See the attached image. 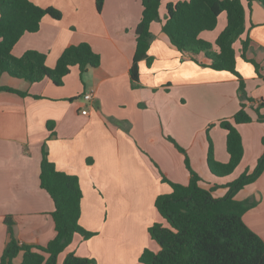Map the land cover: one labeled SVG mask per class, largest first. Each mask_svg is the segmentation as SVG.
I'll return each instance as SVG.
<instances>
[{"label": "crops", "instance_id": "obj_1", "mask_svg": "<svg viewBox=\"0 0 264 264\" xmlns=\"http://www.w3.org/2000/svg\"><path fill=\"white\" fill-rule=\"evenodd\" d=\"M31 1L61 11L62 19L44 17L38 32L26 33L16 44L15 56L27 50L40 51L48 56L47 66L54 68L66 47L85 42L101 56V64L84 75L73 68L59 87L49 79L31 84L8 73L1 76L0 85L28 96L0 92V260L9 239L7 218L13 219L21 245L45 247L56 236L52 217L55 206L40 185L45 146L59 171L79 178L84 195L80 224L96 233L89 240L76 235L58 263L75 253L94 264H143L140 257L145 249L160 251L149 234L152 221L157 219L151 216L156 198L172 191L162 182L160 172L166 173L167 179L179 172L169 179L175 183L187 185L190 180L185 156L166 137L186 150L199 173L193 164L208 165L210 129L214 158L227 163V134L218 124L232 120L241 108L238 78L207 67L203 53H180L163 32L167 4L188 0H162L160 21L151 25L149 54L154 61L150 68L145 61L140 63L138 88L132 87L130 68L143 14L142 0H106L101 13L96 0ZM242 2L247 10L242 39L251 40L247 56L262 66L264 74V5L254 1L249 7L248 0ZM226 25V14H222L214 33L203 32L200 37L216 41ZM206 33L213 35L207 37ZM235 47L237 70L250 99L246 101L247 111L256 119L255 108L264 99V80L241 57L240 42ZM91 90L94 101L89 104L82 96ZM85 109L88 115L82 114ZM48 123L54 124L53 131ZM237 128L244 158L238 175L233 178L236 170L228 176H232L230 182L253 168L264 153V124L254 121ZM212 131L221 134L220 148ZM248 146L254 151L252 163H256L243 166ZM236 199L256 203L243 219L264 240V173ZM21 263L19 255L14 264Z\"/></svg>", "mask_w": 264, "mask_h": 264}, {"label": "trees", "instance_id": "obj_2", "mask_svg": "<svg viewBox=\"0 0 264 264\" xmlns=\"http://www.w3.org/2000/svg\"><path fill=\"white\" fill-rule=\"evenodd\" d=\"M254 1L248 0L249 7ZM106 0H96L99 13L103 11ZM162 0H142L143 14L136 29V51L130 68L131 84L138 88L140 82V63L145 61L148 68L154 59L149 51L153 35L151 25L160 21ZM163 32L180 53L193 55L203 53L208 60L207 67L215 71L230 72L238 78L240 110L232 120H223L219 126L226 131V148L229 154L227 163L214 158L213 143L208 135L210 149L208 166L216 177L232 175L244 158V144L237 126L254 121L264 124V99L255 108L256 119L247 111L244 78L237 70L236 43L240 42L241 57L251 63L259 78L264 80L262 66L249 59L247 52L251 45L246 34L247 10L242 0H188L168 3ZM226 14L227 25L217 37L215 44L202 39L203 32H212L218 26L219 17ZM61 20V11L42 8L31 0H0V79L4 73L23 79L31 84L49 79L56 86H63L64 79L73 68L84 75L91 68H98L101 56L88 43L69 45L59 57L56 66H47V54L27 50L22 56L14 55L16 44L26 33H36L41 28L44 17ZM0 92L28 96L17 89L0 85ZM215 125H211L213 127ZM54 124L48 123L53 131ZM209 134V132H208ZM168 141L185 156V165L190 174L187 185L167 179L161 172L162 182L171 187V193L161 194L155 201L160 216L168 226L155 223L149 228L153 241L160 246L154 253L145 249L140 257L143 264H264V240L244 222V215L256 206L254 201L236 199L246 186L256 182L264 173V153L253 170H247L225 188L226 196L218 198L215 188L203 186L204 180L193 169L186 150L175 139ZM264 145V138L262 139ZM40 185L52 198L55 209L52 213L56 236L45 246L21 245L14 232L13 219L7 218L8 242L3 251L0 264H14V259L22 255L21 264H59V256L72 244L76 235L89 240L96 233L85 230L81 224L83 192L80 180L56 168L44 146L42 153ZM157 166V165H156ZM62 264H94L88 258L69 253Z\"/></svg>", "mask_w": 264, "mask_h": 264}, {"label": "rangeland", "instance_id": "obj_3", "mask_svg": "<svg viewBox=\"0 0 264 264\" xmlns=\"http://www.w3.org/2000/svg\"><path fill=\"white\" fill-rule=\"evenodd\" d=\"M161 18L163 19L164 18V10L161 12ZM211 33H214V32H211ZM211 33H206V35H209V36H207V37H210V35H213V34H211ZM204 40H206V41H208V42H210L211 44H215V41H213V39L211 38H206V39H204ZM82 101V100H81ZM210 128H211V126H209ZM208 127V128H209ZM208 132H209V137L211 138V131H210V129H208L207 130ZM212 136L214 137V139L216 138V143H217V147L218 148H220L221 147V141H222V139H220V136H221V134H220V132H213L212 131ZM253 153H254V151H253V149L250 147V146H248L247 147V149H246V158H245V160H244V162H243V166H246V165H249L250 163H252V160H253ZM259 160V159H258ZM258 162V161H257ZM256 163V161H254L252 164H255ZM257 164V163H256ZM168 167H171V165H167ZM193 166L197 169V171L199 172L198 174L199 175H201L203 178V180H204V182L205 183H203V186H205V187H211V188H215V190H214V194L216 195V197H218V198H222V197H224V196H226V194H227V191H226V189L222 186V185H226L227 183H229L231 180H232V176L231 177H228V178H220V177H216V176H213V174H212V172H210V170H209V168H208V165H207V163H205V164H200V163H194L193 164ZM256 166V165H255ZM254 166V167H255ZM174 167V166H173ZM253 167V168H254ZM161 168V167H160ZM175 168H176V170L177 171H179V169H178V166L177 165H175ZM253 168L252 167H249L247 170H249V171H251V170H253ZM194 169V168H193ZM162 170V169H161ZM180 171L182 172V167H181V169H180ZM162 172L164 173V171L162 170ZM246 172V171H245ZM183 173V172H182ZM238 170H237V172L234 174V176H233V178H235V175H238ZM165 174V176H166V173H164ZM175 175H180V173L179 172H177ZM175 175H170V176H167V177H169V179L170 178H173ZM200 176V177H201ZM241 176V175H240ZM239 176V177H240ZM238 177V178H239ZM164 187H165V184H162ZM210 185V186H209ZM157 199V198H156ZM153 209L155 210V212H153V213H151V216L152 217H157V219H155V220H153L152 221V225L153 224H155V223H162L163 225H166V226H168V224H167V222H166V220H164L159 214H158V212H157V210H156V206H155V204H154V207H153ZM151 225V226H152ZM150 226V227H151ZM150 237V236H149ZM151 239V238H150Z\"/></svg>", "mask_w": 264, "mask_h": 264}, {"label": "built area", "instance_id": "obj_4", "mask_svg": "<svg viewBox=\"0 0 264 264\" xmlns=\"http://www.w3.org/2000/svg\"><path fill=\"white\" fill-rule=\"evenodd\" d=\"M83 100L89 104H92L94 101V91H88L86 93H84V95L82 96ZM83 115H88V109H85L82 111Z\"/></svg>", "mask_w": 264, "mask_h": 264}]
</instances>
